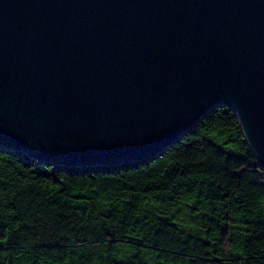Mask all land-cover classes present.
I'll return each instance as SVG.
<instances>
[{
    "label": "water",
    "instance_id": "95a60500",
    "mask_svg": "<svg viewBox=\"0 0 264 264\" xmlns=\"http://www.w3.org/2000/svg\"><path fill=\"white\" fill-rule=\"evenodd\" d=\"M264 167V0H0V146L146 161L218 107Z\"/></svg>",
    "mask_w": 264,
    "mask_h": 264
},
{
    "label": "trees",
    "instance_id": "16d2710c",
    "mask_svg": "<svg viewBox=\"0 0 264 264\" xmlns=\"http://www.w3.org/2000/svg\"><path fill=\"white\" fill-rule=\"evenodd\" d=\"M0 227V264H264V167L224 106L146 161L0 146Z\"/></svg>",
    "mask_w": 264,
    "mask_h": 264
},
{
    "label": "rangeland",
    "instance_id": "374dc122",
    "mask_svg": "<svg viewBox=\"0 0 264 264\" xmlns=\"http://www.w3.org/2000/svg\"><path fill=\"white\" fill-rule=\"evenodd\" d=\"M7 235L6 229L0 227V240H2Z\"/></svg>",
    "mask_w": 264,
    "mask_h": 264
}]
</instances>
